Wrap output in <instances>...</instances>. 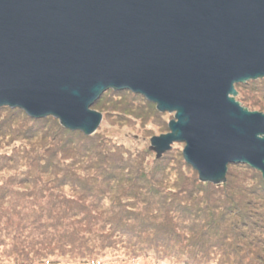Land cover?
<instances>
[{"label": "water", "instance_id": "1", "mask_svg": "<svg viewBox=\"0 0 264 264\" xmlns=\"http://www.w3.org/2000/svg\"><path fill=\"white\" fill-rule=\"evenodd\" d=\"M264 79V0H0V108L93 135L108 91L175 115L152 138L185 143L202 183L245 164L264 180V115L236 86Z\"/></svg>", "mask_w": 264, "mask_h": 264}, {"label": "trees", "instance_id": "2", "mask_svg": "<svg viewBox=\"0 0 264 264\" xmlns=\"http://www.w3.org/2000/svg\"><path fill=\"white\" fill-rule=\"evenodd\" d=\"M262 81L264 80L251 81L249 85L257 88L259 84L261 88ZM102 100L103 96L95 107L100 106ZM5 108L12 112L24 113L20 109ZM2 110L0 109V113ZM23 115L32 124L28 131L23 132L26 136L25 142L27 144L26 140L34 141L37 145L34 147H38L39 151L34 147L32 150L22 149V159L27 165L29 161L34 160L30 167H38L36 171L40 179L37 177L39 183L35 182L36 184L22 182L26 172L17 168L18 151L13 149L10 154L0 155V171L9 174L0 179L6 184L0 189V264H264V180L260 172L251 171L248 169L250 167H247V174H258L257 183L251 179L250 183L235 170L237 168L240 172L242 169L239 168L245 167L244 165H230L234 170L232 172L236 173L228 174L227 182L221 185L199 182L198 173L195 172L193 173L196 178L185 176L183 180L189 184L191 190L185 192L187 197L183 196L184 198L180 194H174V200L171 199L173 204L179 202L184 206L181 215L174 218L170 216L169 208L162 210L169 200L164 199L168 191L154 184L152 189L150 183H147L148 170L141 168L142 165L131 166L145 177L142 178L144 185L138 186L142 182L141 179H136L137 184L124 180L122 171L129 166L124 152L119 150L120 153L115 154L110 148L107 149L105 141L101 144L97 141L98 137H93L96 133L86 136L79 131L65 130L53 117L34 119ZM6 118V122H12L14 125L19 122L15 121L17 114H8ZM3 125L5 123L0 121V132L1 128L4 130L0 133V143L9 136ZM41 128L44 132L51 128L58 131L51 139L44 134L41 142H36L35 139L40 136L36 138L33 130L42 131ZM63 135L65 140L61 138ZM17 137L16 135L15 139L9 138L16 141ZM74 140L78 144L74 157H70L66 150L60 151V146L63 145L61 143L70 145ZM101 146L104 150L106 148L105 155ZM183 162L187 165L184 158ZM91 170H94V175L90 174ZM68 177L76 179L77 182L71 185L69 181L64 180ZM91 183H95V187H92ZM29 184L42 185L44 188L37 195L43 204L38 220L25 216L27 212L21 211L22 207L16 208L15 202L12 206L13 213L7 209L12 196H17V191L21 193L20 188ZM180 186L179 188H185ZM65 187H70L78 193L82 191L83 195L72 197L73 200L55 197L53 201H49L51 206L43 202L53 196L52 191ZM146 188L150 189L147 191L155 192L157 189L155 196L160 200L150 204V199L142 193ZM86 193L94 195L96 201L91 204L95 209H101V214H87L86 211H92L83 209L75 212L77 206H86ZM196 198H200L199 203H196ZM105 199L110 203L107 210L103 205V208L98 207L106 201ZM173 204L170 206L173 207ZM138 207L141 208L139 212L145 215L141 218L144 225H148L145 229H151L149 220L159 216L156 213L150 214L156 207L162 212L163 221L171 226L170 229H154L153 233L147 236L132 234L130 231L135 227L142 229L138 226L142 224H133V221L141 216L134 212L138 211ZM190 211L195 219L189 217ZM119 218L121 221H127L126 232L118 230L117 227L108 229L109 222L119 221ZM183 222L190 224H184L190 226H185L189 228L190 236L176 234L175 228H179ZM122 224L125 225L124 222Z\"/></svg>", "mask_w": 264, "mask_h": 264}, {"label": "rangeland", "instance_id": "3", "mask_svg": "<svg viewBox=\"0 0 264 264\" xmlns=\"http://www.w3.org/2000/svg\"><path fill=\"white\" fill-rule=\"evenodd\" d=\"M261 80H264V79H261ZM250 82H248L246 84H242L241 86H238V87L236 86V91L238 92V96L236 97V101L239 102L242 107L248 109L250 112H258V113H262L264 115V81H262V83L260 84L261 88H259V84L257 85L258 86L257 88H253V85H249ZM99 105L100 106H97V107H95V105H94V107L91 108L92 111L100 113L103 117L101 125L99 126L98 130L95 132L96 135L93 137H98L97 141L101 142V144H102V142L105 141V143L107 144V149L110 148V150L113 151L115 154L120 153L119 150L124 152L123 153L124 158H125V160H127L126 163L129 165L128 167L126 166V168L122 171L124 180L125 181L129 180L132 184H137L136 179H141L142 182L140 185L138 184V186L144 185V182L142 179L144 176L142 175V173L136 172V170H134V168H132V166H134V165H137V166L142 165L141 168L148 170L147 171V175H148L147 176V183L148 182L150 183L149 184L150 187L153 189V184H154V185L159 186V188H161L162 190L166 189L168 191V195L165 196L164 199H169V200L164 204L165 206L163 205L164 208L162 210H167L169 208L170 216L172 215L174 218L177 216H180L184 206L181 205L179 202L176 204H173L174 202H172L171 199L174 200V198H173L174 194H176V195L180 194L182 196V198H184L183 196L187 197L185 192H187L191 189H190V187H188L189 184L185 180H183V178L185 176H187L188 178H191V179L196 178V176L193 172H195V173H198V172L196 170H194V168L192 166H191L192 168H190L189 167L190 165L188 166V164L187 165L184 164V162H183V151H184L185 145L183 143L172 144L171 145L172 149L170 151L166 152L165 154H163V156L161 158H158L157 153L151 149L152 148V143H151L152 138L154 136L160 137L162 134H168L170 131L169 123L171 120L175 119V115L170 114V113L159 112L157 110V106L155 104L150 103L145 98H143V96H141V95L139 96V95L134 94L130 91L120 92V91L110 90L103 95L102 103H100ZM0 109H3L2 112L0 113V121L5 123V125H3V126H5L4 129L6 132L9 133V136L6 137L5 140L2 139V142L0 143V155H4L6 153L10 154L13 152V149L18 151L17 160L19 158V161H17L18 162L17 168H18V170L21 169L22 171L26 172L23 174L25 176V178H23L22 182L23 183H33V184H36L35 182L39 183L38 179H40V178L38 176V172L36 171L38 169V167L35 165H34V168L30 167V165L33 164L34 160L32 159L31 161H29L28 165H27L26 162L22 159L24 157L22 149L32 150L33 147L36 145V144H34V141L31 142L29 140H26L27 141V144H26V142H25L26 136L23 135V132L25 130L28 131V129L32 126V124H30L29 121L27 120L26 116L23 115V114H26L24 111H22L24 113H21L19 111H16V112L13 111L12 112L8 109L6 110V108L5 109L0 108ZM11 113H13L15 115L17 114V116H18V118L15 121H19V122L16 123V125H14L12 122H6V120H7L6 115L11 114ZM27 116L30 117L29 115H27ZM14 119H15V116H14ZM14 119L12 120L13 122H15ZM55 120L60 123L59 120H57V119H55ZM61 128H64V127L61 125ZM65 130H68V129H65ZM65 130H63V131H65ZM1 131L3 132L4 130L1 128ZM56 131H58V130L55 129V131H54V128H51L45 132L43 131V129H42V131H40V130L37 131L35 129V130H33V134L36 138L38 136H40L39 139H35V140H36V142H41V138L44 134H45V136H47L51 139L52 136L56 135L55 134ZM68 131H70V130H68ZM2 132H0V133H2ZM82 134H84V133H82ZM16 135L18 136L17 137L18 139L16 141H12L9 138V137H12V139H15ZM64 136L65 135L61 136V138L64 139ZM58 137L60 138V136H58ZM64 140H63V142H64ZM72 143L73 144L69 143L70 145H68V144L64 145V143H61L63 145L60 146V151L66 150L65 152L68 153V155H70V157H74L75 149H77L78 144H77L76 140L72 141ZM79 145H81L80 142H79ZM55 146H56V144H55ZM34 148L36 151L37 150L39 151L38 147L37 148L34 147ZM101 148H102V150H104V148L102 146H101ZM102 152L105 155V153H107L106 148ZM156 165L161 166V168H159V169L156 168L157 167ZM242 165H244L245 167L239 168V169H242L240 172L238 171L237 168H235V170L240 174V176L244 177L248 181H250V179H251V180L255 181V183H257L256 180L258 179V176H257L258 174L254 175V176H251L250 173L247 174L248 171L246 169H247L248 165H245V164H242ZM239 166H241V165H239ZM26 167H28V168L26 169ZM81 167H83V165ZM17 168H15V169H17ZM243 168H245V169H243ZM152 169H154V170H152ZM248 169H251V171L255 170L252 168H248ZM232 170H233L232 166L228 167L227 175L231 174V173H233V175H235L236 172L234 173V172H232ZM90 174L94 175V170H91ZM8 175L9 174L2 173L0 171V179H2V177H6ZM163 176H165V177H163ZM37 177H38V179H37ZM61 177L62 176H60V178ZM161 177L163 180L161 179ZM199 177H200L199 174H197V179L200 182ZM103 178H104V176H103ZM153 178H156V179H153ZM57 179H59V178H57ZM167 179H169V180H167ZM64 180L69 181V183L71 185L73 182H77L76 179L70 178V177L64 178ZM226 182H227V180H226ZM3 183H4V181H0V189H2V187L6 185ZM95 183H93V184L91 183L92 184L91 186L95 187ZM250 183H252V181H250ZM179 185H181L182 187H185V188L184 189L179 188ZM138 188H140V187H138ZM43 189L44 188L42 185H38V186H31V184L26 185V186L23 185L22 188H20V191H22V192L20 193L17 191V196H15L12 193V195H14V196H12V199L9 200L11 202H9L7 209H9L12 212V206L14 205L13 203L15 202L16 208L22 207L21 211L27 212V214L25 216H29L30 218L38 220V218L40 217L41 212L43 210V204H42L41 199H39V197L37 195L40 194ZM78 190H79V188H78ZM147 190H150V189L146 188L142 191V193L145 194L144 195L145 197H148V199L151 200V201L150 200L148 201L150 204L155 200L156 201L160 200V198L158 196H155L156 192H158L157 189H156V192L152 191V190L151 191H147ZM165 193H167V192H165ZM181 193H183V194H181ZM47 194L49 195V192ZM80 194L83 195L82 191L80 193H78L74 189H70V187H65L62 189H57V190L52 191L53 196L51 198H47V199L43 200V202L44 203L47 202V204H50V206H51V202H49V201H53V199L55 197H57L59 199L62 197H67V198L73 200L72 197H80L81 196ZM161 194H163V193H161ZM93 196L94 195H92V193H86V197H87L86 206H84V207L77 206L75 212L83 209V210L92 211V212L86 211L87 214L88 213L101 214L102 210L101 209H95L96 207L92 206V204H91L92 201H94V202L96 201V198H93ZM177 196H179V195H177ZM196 196L197 195H195V197ZM213 197L216 198L215 195ZM199 199L200 198H196V201H197L196 203H199L198 202ZM163 201H166V200H163ZM17 202L22 203V205L21 204L18 205ZM171 204H173V207L170 206ZM102 205L105 208V210H107L108 206H110V203L106 200L103 202V204L100 203L98 205V207L103 208ZM139 209H141V208L138 207V211L134 210V212H138L139 214H141V216H139V219H135L133 221V224H136V225L138 223L142 224V225H138V226H141L142 229L138 228V227H135L132 230L130 229L131 230L130 232H132V234H135V235L140 234L142 236H144V235L147 236V234L151 235V233H153L154 229L155 230L158 229V231H168L170 229L171 226H169L166 222L163 221V214L161 211L157 210V207L153 208V210L151 211L150 214L154 215L156 213L159 216H157V217L155 216V219L149 220L151 222V229H145V228H148V225H144L145 223H144L143 219H141V218L144 217L145 215L143 213L139 212L140 211ZM148 217H150V216H148ZM189 217L195 219V216L192 215L191 211L189 213ZM185 218H188V216H185ZM119 221L115 222V220H114V222H113L111 220L108 224V229L117 227L118 230L121 229L124 231L125 226L128 225L126 223L127 221H124V220L121 221L120 218H119ZM117 222H119V226H118ZM122 222H124L125 225H123ZM184 224L190 225L189 223L183 222V225H181L179 228H175V232H176V234H182L183 233L185 235L190 236V233H188L189 228H186V227H190V226H186ZM194 225H196V223H194ZM172 228H174V227H172Z\"/></svg>", "mask_w": 264, "mask_h": 264}, {"label": "bare ground", "instance_id": "4", "mask_svg": "<svg viewBox=\"0 0 264 264\" xmlns=\"http://www.w3.org/2000/svg\"><path fill=\"white\" fill-rule=\"evenodd\" d=\"M170 132V131H169ZM184 145H185V147H186V144L185 143H183ZM185 147H184V149H185ZM184 152V151H183ZM183 158H184V154H183ZM184 161H185V158H184ZM185 163H186V161H185ZM248 167H250V166H248ZM251 168V167H250ZM210 184H212V183H210ZM214 185V184H213ZM124 231L126 232V230L124 229Z\"/></svg>", "mask_w": 264, "mask_h": 264}]
</instances>
